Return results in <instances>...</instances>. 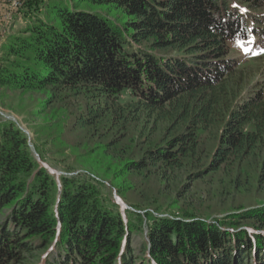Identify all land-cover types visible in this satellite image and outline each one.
<instances>
[{"label":"trees","instance_id":"16d2710c","mask_svg":"<svg viewBox=\"0 0 264 264\" xmlns=\"http://www.w3.org/2000/svg\"><path fill=\"white\" fill-rule=\"evenodd\" d=\"M43 3L27 4L35 14L2 46L0 88L77 100L71 131L113 138L84 156L102 153L85 174L57 177L15 123L0 122V264H264V205L214 220L125 209L138 226L100 190L105 181L125 201L138 190L131 178L189 167L196 179L236 172L237 187L251 169L264 184V90L244 93L230 57L238 41L264 46V0ZM51 116L36 134L63 155L70 117ZM214 132L204 157L202 136ZM146 224L136 248L132 235Z\"/></svg>","mask_w":264,"mask_h":264},{"label":"rangeland","instance_id":"374dc122","mask_svg":"<svg viewBox=\"0 0 264 264\" xmlns=\"http://www.w3.org/2000/svg\"><path fill=\"white\" fill-rule=\"evenodd\" d=\"M28 1L26 0L25 3V0H18L17 8L8 5V16L1 18L0 52L9 35H19L26 28L28 19L25 14L29 12L27 4L32 1L40 2L42 5L43 1L45 4L48 0ZM0 9H7L6 0H0ZM29 14L34 15L35 13L29 12ZM230 57L237 61L236 76H242L244 80V93L251 94L253 91L264 90V46L258 44L254 39L238 41L234 44ZM47 99V94L43 93H21L0 88V122L15 123L27 135L29 145L33 146L34 150L35 145L41 149L43 158L41 164L57 177L85 174L86 167H90L92 161L102 156V153L97 151L98 153H93L92 157L85 158L84 156L90 150L97 149L98 145L109 143L113 136L87 137L84 133L72 132L71 119L74 118L75 113H79L81 110L79 102L67 99L53 105L46 103ZM131 101L130 94L123 95V104ZM55 110L70 117L66 134L63 137L70 149L66 150L63 155L56 154L58 148L53 145L50 138L36 134L39 127L52 118V112ZM139 131L141 130L139 129ZM139 131L133 134L134 141H123L124 149H128L130 144H135L140 140ZM216 144L215 132L202 136L200 149H202L204 157L212 153ZM32 153L38 160L36 150L35 153L33 151ZM39 160L41 162L40 157ZM82 163L85 164V167ZM198 173V169L189 167L177 173H168L165 177L158 175L148 180L143 177L131 178L130 183L138 190L129 192L125 201L119 199L115 191L111 190L105 181L100 190L104 200L107 201L109 198L116 200L121 206V214L126 220L134 221L136 225H138L137 220L126 215L125 209L137 212L142 210V215L145 211H149L159 217H184L187 215L191 218L214 220L235 213L239 208L251 209L264 205V184L258 187L251 169H246L245 174L241 175L240 187L235 185L236 172L221 171L202 176L199 179L193 178ZM141 192H144L143 196H139ZM146 234L147 224L133 233L132 243L136 248L143 246Z\"/></svg>","mask_w":264,"mask_h":264},{"label":"built area","instance_id":"2783aa9c","mask_svg":"<svg viewBox=\"0 0 264 264\" xmlns=\"http://www.w3.org/2000/svg\"><path fill=\"white\" fill-rule=\"evenodd\" d=\"M13 4H18V0H7V9H0V27H1V18H6V16H8V5H13Z\"/></svg>","mask_w":264,"mask_h":264},{"label":"water","instance_id":"95a60500","mask_svg":"<svg viewBox=\"0 0 264 264\" xmlns=\"http://www.w3.org/2000/svg\"><path fill=\"white\" fill-rule=\"evenodd\" d=\"M30 147H31L32 151L35 153L34 147L31 146V145H30ZM37 158H38V161H40V160H39V155H37ZM52 174H53V172H52Z\"/></svg>","mask_w":264,"mask_h":264},{"label":"bare ground","instance_id":"6f19581e","mask_svg":"<svg viewBox=\"0 0 264 264\" xmlns=\"http://www.w3.org/2000/svg\"><path fill=\"white\" fill-rule=\"evenodd\" d=\"M6 1H7V0H6ZM18 5H19V2H18V4H13L12 6L15 7V8H17Z\"/></svg>","mask_w":264,"mask_h":264}]
</instances>
